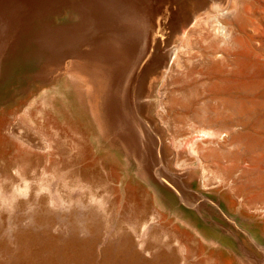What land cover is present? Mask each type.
I'll list each match as a JSON object with an SVG mask.
<instances>
[{"label": "bare ground", "instance_id": "1", "mask_svg": "<svg viewBox=\"0 0 264 264\" xmlns=\"http://www.w3.org/2000/svg\"><path fill=\"white\" fill-rule=\"evenodd\" d=\"M242 1L232 0L224 12L226 0H0V85L9 83L19 70L26 72L28 82H45L67 71L58 86L43 90L30 105L71 99V111L79 122V144L86 141L85 135L94 143L103 171L116 164L124 175L122 188L129 180L139 187L145 184L147 197L170 218L207 245L225 249L221 240L225 227L205 215L209 210H223L225 204L211 192L201 201L193 200L188 188L198 182L200 168L204 187L225 182L238 192L236 176L240 172L233 175V166L229 170L227 166L237 164L239 149L245 148L240 143L246 125L238 105L235 119L225 121L229 117L225 114L227 100L222 99L216 79L226 61L240 57L243 50L249 58L257 56L250 58L255 67L263 65L264 54L254 45L251 48L252 39H243L244 49L238 51L236 25ZM67 10L71 11L68 21L57 22ZM201 42L209 43L210 49L201 52ZM155 77L158 79L149 86ZM194 77L208 83L201 100L210 108L202 109L198 123L194 122L193 131L184 138L158 135L155 114L168 126L170 112L186 111L197 104L178 90ZM151 109L156 113L151 114ZM16 128L10 132L31 151L10 165L4 158L0 163V171H9V176L0 177V264H199L186 255L185 242L156 225L160 214L146 211L149 199L124 209L118 217L111 198L113 185L107 177L100 180L94 169L83 172L80 166L64 171L57 168L58 163L49 171V160L42 152L57 144L29 127L24 131ZM57 142L58 157L66 155L64 139ZM237 143L240 146L230 150ZM261 145L250 156L260 172L258 191L264 189V143ZM173 149L184 154L174 161L177 169L169 165ZM247 151L248 147L243 150L248 155ZM191 164L196 170L186 180L177 171L191 169ZM254 208L264 210V201ZM241 219L253 229V221ZM211 233L216 235L209 236ZM238 249L239 264H261L245 249Z\"/></svg>", "mask_w": 264, "mask_h": 264}, {"label": "rangeland", "instance_id": "2", "mask_svg": "<svg viewBox=\"0 0 264 264\" xmlns=\"http://www.w3.org/2000/svg\"><path fill=\"white\" fill-rule=\"evenodd\" d=\"M204 1L205 0H200L201 3H203ZM243 1L239 9L240 22L238 21L236 25L237 27H239L237 28V30L240 31L239 32L240 35L238 34V31L236 32L238 38L240 37L239 38L240 49L238 51L240 50L242 51L244 49L243 46L241 49V42L245 43L246 42L245 40L249 42L251 39L253 40L255 38L254 39L255 41L253 40V42H251L252 41L251 40L249 42L250 44L253 43L250 45L251 48L254 45V49L257 48V52L259 54L260 53L264 54V0H243ZM226 2H227V7L224 12H226L229 9L232 0H226ZM70 12H71L70 10H67L64 15L57 18V22L68 21ZM253 34L255 37L253 36ZM243 39L245 42L243 41ZM182 40L183 38L181 39L179 45L181 44ZM209 49H210L209 43L207 42L200 43L201 52H205ZM231 52H235V50H232ZM241 53L242 55L240 57L239 55H235L233 58L226 61L225 65L221 68V71L223 73L220 75L218 79H216V85L223 92L222 99L227 100L225 101L227 108L225 109V114L226 117L227 115H229V117H227L225 121L229 123L233 119H235L236 115L234 116L233 113H234V109L236 108L235 107L236 105L241 106L240 108L242 114L241 121L243 120L244 122L246 121L245 123L242 122L244 125H246V127L244 126L245 130L241 135L243 142L241 141L240 145L242 149L245 147L243 150H246V148L248 147L247 153L249 156L245 152H243V150L239 149L240 151L239 158L235 159L238 160V162L237 164L236 161L233 162L234 164H236V166L234 167L233 163L229 164V167L227 166L228 170L229 168L231 169L230 166L234 167V168L232 167V170L234 171L236 170L235 172L230 170L232 171L233 175L235 174L238 175L240 172L239 176H236V178L237 177L238 178H237V184L235 190H237L238 192H235L225 182H221L219 184L212 185L209 187H204L200 183V174H201L200 168H199L200 173H198V178H197L198 182L192 183L188 188L189 192L192 194L191 196L193 200L201 201V199H203V196L206 193L211 192L214 193V195H218V199L225 200L227 202L228 208L230 210L225 206H223V210L222 209H220L219 211L209 210V212H206V214L204 213L205 215H207V217H210L214 220H218L219 223L225 227L226 233L221 236V240L224 241L223 243L225 249L223 247L219 248V247H211L207 245L202 239H200L194 233H192L190 229L183 227L181 223L173 220V218H170L167 212L162 211L155 204H153L154 200L152 198L149 199L147 197L148 196L146 191L147 188L145 184H142L143 186L139 187L134 181L129 180L127 182V185H125V187L122 188L121 182L124 179V175L121 169L116 164L108 165L107 170L103 171L102 165H100L99 154L94 143H92V141H89L88 137L85 135V138H87L86 141H84L85 139H82L81 144H79V137H80L79 124H78L79 122L74 118L72 112L73 106L72 103L70 102L71 99L70 101L69 99L68 100L63 99L62 101L54 102V104H46V105L40 100L38 102H35L33 105H30V103L33 101V98L39 97L43 90L45 89L50 90L55 88V86H58L57 82H59V80H63L66 78L67 71H63V72L61 71L53 75V77H51L45 82L34 81V80L28 82L27 81L28 77L25 75L26 72L19 70V72L16 73L14 77L11 78L9 83L7 82L0 85V163L4 158L6 159L8 165H10L15 161L16 157L27 156L28 153L31 151V148L28 144H26L19 138L14 137L13 134L10 132L11 129H13L14 127L16 128V126H17L16 128L17 130L15 129V131L28 130V127L32 130H35L38 134L46 136L51 143L55 145L57 144L56 145L57 147H58L57 141L60 140V138H62L64 139L63 146L66 147L65 150H68L66 155H61V157H58L59 149L56 146L55 147L53 146L42 152L45 159L49 160L46 165L47 169L49 171H52V164L58 163L57 168H60L61 170L64 171H73L76 167L80 166L83 172L88 171L86 169H92V170L94 169L95 173L97 174L100 180L102 179L104 181L105 177H107L110 183L113 185L111 198L116 202V212L118 217L124 209L132 205H143L144 200L149 199L147 200L148 208L146 209V211L147 212L155 211L160 214L158 218V223L156 225L162 227L165 231L171 232L174 235L178 236L181 242H185L187 245L186 255L188 257H191V259H193L197 263L239 264L237 260L238 259L237 256L241 255L238 249L241 247L245 249V251L249 253L253 259H257L259 262H261V264H264V238H263L264 210L254 208V205H256V203H258L259 201L262 202V200L264 201L263 198L264 189H259L258 191L257 185L259 184L260 172L257 168V162L255 161L252 162L253 159L250 157L256 154L255 150L258 149L259 147L258 145L264 143V72H262L264 70L263 69L264 60L262 62L260 60V62L263 65L259 66L258 64V66L255 67L254 60H250V58L252 57L255 58L257 56H252L249 58L248 56L249 53L246 52L245 50H243ZM196 56L197 53H195V57ZM245 56L248 57L245 58ZM242 59L245 60L246 62L243 61ZM247 59L249 60V63ZM238 64L241 66H239ZM244 67H245V72L243 69ZM257 67L260 71V72L258 71V73L255 72L258 70ZM248 70L252 73H250ZM251 74L254 76L252 77ZM155 79L158 78L155 77L154 79H152L149 86L153 84ZM208 86H209L208 83H204V78H195V77L194 79L189 80L184 84L180 85L178 87L180 93L185 92L187 94L186 99L189 100L196 99L197 104L193 105L194 107L192 106L190 109H188L189 111L188 110L185 111L184 109L179 108L178 111L174 112V114L170 112V114L168 115V117L170 118L169 119L170 122L168 126H166V124H164L158 118V116H156L155 114L156 112L154 113L155 109L154 110L151 109L152 110L151 114H155L154 116L156 117V123H157L156 124L157 126L155 127L156 133L158 135L160 133L162 134L164 133L167 136V138H171L174 134L176 136H178L179 134L182 135L181 137L179 135L180 138H184L185 136L189 135L194 129V122L196 121L198 123V119L202 114V109L208 108V106L210 108L211 106L210 104L207 103V101L203 103L205 100L204 101L201 100L203 99L201 98L202 94L207 93L206 89ZM58 96L60 98L62 97V95L60 94ZM67 96L71 98L69 93L67 94ZM163 99H165V97ZM178 99H182L181 96L178 97ZM233 100H235L236 102L235 101L233 102ZM182 102H185V100H182ZM210 103L212 104V101ZM249 107H252L253 109ZM246 108L248 111L245 110ZM218 109L220 112L221 110H223V108L221 107H218ZM252 117L254 118L253 121H252ZM158 121L162 122L163 126ZM175 122H177L178 124ZM171 124L173 126H171ZM246 129H248V131ZM246 131L250 133L255 138V140L250 139L249 137L252 136H250ZM153 133L156 134L155 131ZM237 144L235 145V147L233 146L234 148L232 146H229L232 147L230 150L235 149L236 146L238 147L240 146L239 144L238 145ZM244 144H246V146ZM75 146L77 148L74 152L69 151L75 148ZM261 146L259 147L260 150H261ZM178 153H180L181 155ZM183 155L184 154H182L180 151L177 152V150L174 151L173 149L170 155L171 157L170 156L168 157V160L170 162L169 163L170 168L172 167L174 168L175 167L174 161H176L175 159H177L178 156L183 157ZM206 160L207 159H205V162L208 161L210 163L209 160L207 161ZM213 163L214 162H211L210 165H213ZM190 166H192L191 169L183 168L181 169L182 172L181 170L178 169L177 173L181 174L184 179L188 180V178L190 177V173L196 170L195 169L196 167L193 166V164H191ZM131 168L133 170L135 166H132ZM22 169L24 171L27 170L26 166H22ZM8 172H9L8 170L0 171V177L5 178L9 176ZM237 185L238 187L239 186L242 187L238 188ZM256 192H259L260 194L257 195L258 193ZM196 193H199V195ZM243 194L245 197L243 196ZM242 196L244 197V200ZM248 202H252L253 204H249ZM178 210H181V208H179ZM237 210L240 211V212L238 211V214L236 213ZM138 214H136L137 217H139ZM238 215H240L241 217ZM242 217L243 218L247 217L248 219H250V221H253L252 224L250 223L253 228L252 229L253 231L250 230L251 227L248 228V226H246L245 223H243L241 219ZM199 225L202 226V224L200 223ZM212 234L213 233H211L209 236L216 235V233H214L213 235Z\"/></svg>", "mask_w": 264, "mask_h": 264}, {"label": "crops", "instance_id": "3", "mask_svg": "<svg viewBox=\"0 0 264 264\" xmlns=\"http://www.w3.org/2000/svg\"><path fill=\"white\" fill-rule=\"evenodd\" d=\"M216 199L219 201V200H221V199H218V195H217V197H216ZM222 201V203H223V205L226 207V208H228V205H227V202L225 201V200H221ZM229 209V208H228ZM230 210V209H229ZM244 219H246V220H248V218L246 217V218H244Z\"/></svg>", "mask_w": 264, "mask_h": 264}]
</instances>
